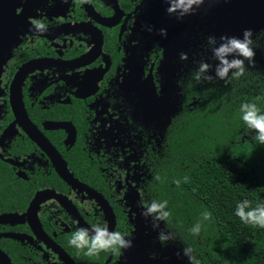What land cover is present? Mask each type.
I'll return each mask as SVG.
<instances>
[{
    "label": "flooded vegetation",
    "instance_id": "af4514ba",
    "mask_svg": "<svg viewBox=\"0 0 264 264\" xmlns=\"http://www.w3.org/2000/svg\"><path fill=\"white\" fill-rule=\"evenodd\" d=\"M219 1L227 14L230 0H203L204 15ZM168 7V0H0V264H181L173 239L158 240L169 233L163 221L154 229L141 214L149 161L161 153L180 103L199 105L187 97L192 88L220 79L208 45L213 18L198 16V7L177 19ZM34 20L47 31L36 33ZM136 58L144 59L139 93L129 91ZM201 61L211 65V81L194 78ZM149 74L157 102L146 112ZM166 81L176 98L165 119ZM17 87L28 121L10 103ZM35 130L49 145L31 138ZM97 223L132 247L90 257L69 245L77 228L91 232Z\"/></svg>",
    "mask_w": 264,
    "mask_h": 264
},
{
    "label": "trees",
    "instance_id": "16d2710c",
    "mask_svg": "<svg viewBox=\"0 0 264 264\" xmlns=\"http://www.w3.org/2000/svg\"><path fill=\"white\" fill-rule=\"evenodd\" d=\"M259 2L264 0H232L230 8L242 6L247 24L256 9L264 12ZM249 28L254 31V64L245 61L239 79L231 73L213 86L192 88L195 93L187 97H195L199 105L180 103L177 116L163 129L161 153L149 161L144 198L149 204L168 201L171 216L163 223L175 237L173 245L182 255L183 248H192L200 264H264V229L245 225L234 214L236 204L245 199L253 207L264 203V181L237 156L239 146H248L253 137L242 139L250 129L241 119L240 106L254 103L264 113V31ZM205 211L212 219L195 236L190 230ZM181 264H189L184 255Z\"/></svg>",
    "mask_w": 264,
    "mask_h": 264
},
{
    "label": "clouds",
    "instance_id": "9594fccd",
    "mask_svg": "<svg viewBox=\"0 0 264 264\" xmlns=\"http://www.w3.org/2000/svg\"><path fill=\"white\" fill-rule=\"evenodd\" d=\"M66 2V0H65ZM169 7L167 12L177 14V19H182L183 16L192 14L194 8H198L203 4V0H168ZM33 30L36 33L43 34L47 31V26L40 20L32 21ZM151 31V29H149ZM166 30L161 29L160 35L166 36ZM253 33L250 29L244 30L242 39L232 36H221L219 43L215 36L208 37V45L210 46L213 58L218 61L215 66V77L220 80H227L229 73H232V79H239L245 74V61L249 62V66L254 64L255 51L252 47ZM232 57V59H229ZM181 59L186 60L187 54L181 53ZM211 65L201 61L198 69L194 74L197 81L207 80L211 81L213 77L206 75L209 72ZM242 114L241 119L248 129L255 131L257 135L255 140L260 145H264V113H261L256 104L243 103L240 106ZM159 180L160 177H155ZM188 177H184V182H187ZM180 180H176L177 187L180 185ZM168 201L162 202L152 201L150 204L143 205L144 211L141 213L145 218H151L153 221V228H159L160 221H167L171 216L169 211H166ZM235 216L240 219L245 225L251 227H258L264 229V203L252 206L251 202L247 199L240 201L236 204ZM212 214L208 211L202 213L201 220L197 222L190 230L195 236H199L204 221H210ZM172 233L160 231L158 240L165 243L174 239ZM69 245L83 251L86 256H97L101 252H118L121 249H129L132 247V240L126 239L119 231H109L106 223L94 224L91 232L87 228H77L68 241ZM183 255L189 260V264H200V261L192 254L193 249L185 247L182 250ZM179 255V253H178Z\"/></svg>",
    "mask_w": 264,
    "mask_h": 264
},
{
    "label": "water",
    "instance_id": "95a60500",
    "mask_svg": "<svg viewBox=\"0 0 264 264\" xmlns=\"http://www.w3.org/2000/svg\"><path fill=\"white\" fill-rule=\"evenodd\" d=\"M231 1L232 0L229 1L230 3H229V7H228L229 9L227 10L228 11L227 14H224L222 11L218 12L219 11L218 9L221 7V4H220L221 1H219L218 5L215 3L212 4L214 11L212 9L211 15H204L202 6L199 7L200 13L198 14V16L202 15L203 17H207V18L209 16H211L213 18V20H214L213 31H214L215 37H221L223 34V36H229V37L235 36V37L239 38L241 36V34H243L244 30H246V29H244L245 27H248L247 29H250L249 27H253V28L258 29V30H264V12H258V9H261V8H258L256 10L250 9L251 12H254V10H255L254 13L256 15L253 16V18H251L247 24L245 23V21L243 19L244 15L241 13L242 14V21H244V25H240V23H238L237 17L239 15V9H241L242 6H241V8L238 7L236 9H231L230 8L231 7ZM260 4H262L264 6V2H262ZM221 17L223 18L224 21L219 22L218 18H221ZM142 89H143L145 101L141 102V104L142 103H144L145 105L148 104L145 107V111L147 112L148 110H151L153 107H155V104L157 102V96L155 93V85L152 82L151 74H149L147 76V78L144 80ZM10 103H11V106H12L13 110L15 111V113H16V111L21 113V114L16 113V114H18V117L21 116L22 118H25L26 121H28V118H27L26 113H25L24 108H23L21 92H20L19 87H17V89L10 96ZM30 136L32 139L38 140V142L45 141V142H43V144L49 145L46 140H44L40 137V135L38 134V132L36 130L32 134H30ZM60 172H61L60 173L61 176H63V177L68 176L67 171L64 170V168H63V171H60Z\"/></svg>",
    "mask_w": 264,
    "mask_h": 264
},
{
    "label": "rangeland",
    "instance_id": "374dc122",
    "mask_svg": "<svg viewBox=\"0 0 264 264\" xmlns=\"http://www.w3.org/2000/svg\"><path fill=\"white\" fill-rule=\"evenodd\" d=\"M218 39V37H216ZM144 59L143 58H136L135 61L133 62V69L131 70V72L133 73V75L129 76V91H133V93H135V91H138V89H136L137 86H135V81L137 82L140 79V75H141V66L143 65ZM164 77H166L164 75ZM169 82L166 81V85H165V89L164 92L165 93H171L169 95H165L163 94L161 96L162 98V104L160 106V108L162 110L165 111V115L162 117L165 119L167 118L168 115H170L173 112L174 106H173V102L176 98L175 93H173V89L171 88L170 84H168ZM173 94V95H172ZM133 95V94H132ZM134 100L136 98H139L138 95H133ZM161 109L159 110L161 112ZM155 111V110H154ZM152 112V115H149V121H147L148 123H151V120H153V118L155 116L158 115L157 112ZM138 114V112H137ZM137 120L139 119V115H137ZM164 119V120H165ZM163 120V121H164ZM162 121V122H163ZM255 135L256 132L250 130L249 132H247L246 134L243 135L242 139H248L249 136H253L251 137V140H248V146H239L238 150L240 151L239 154L237 155L240 159H242L244 161V163L247 166H250L255 174L256 177L261 180L264 181V145H260L259 142L257 140H255ZM237 150V151H238ZM132 192L129 190V203L130 206L135 208V204H136V196L135 195H130ZM171 264V263H170Z\"/></svg>",
    "mask_w": 264,
    "mask_h": 264
}]
</instances>
